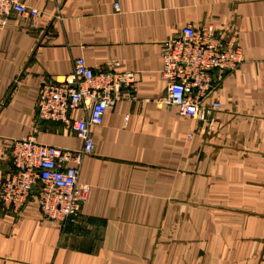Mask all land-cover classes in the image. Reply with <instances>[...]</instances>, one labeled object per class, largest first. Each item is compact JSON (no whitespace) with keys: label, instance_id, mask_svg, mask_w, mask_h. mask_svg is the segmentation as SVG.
Segmentation results:
<instances>
[{"label":"crops","instance_id":"0c3cea01","mask_svg":"<svg viewBox=\"0 0 264 264\" xmlns=\"http://www.w3.org/2000/svg\"><path fill=\"white\" fill-rule=\"evenodd\" d=\"M24 1L40 14L0 15V184L14 140L84 145L38 117L43 83H64L77 58L139 80L92 127L75 220L46 219L39 185L20 210L0 205V264H264V0ZM209 24L237 32L244 61L213 72L205 118L184 116L166 102L161 42Z\"/></svg>","mask_w":264,"mask_h":264},{"label":"built area","instance_id":"2783aa9c","mask_svg":"<svg viewBox=\"0 0 264 264\" xmlns=\"http://www.w3.org/2000/svg\"><path fill=\"white\" fill-rule=\"evenodd\" d=\"M115 11H121L120 0H112ZM12 13L37 17L40 11L24 0H0V15ZM162 79L168 86L166 102L181 115L205 118L204 104L213 90V72L235 71L244 61L235 30L222 31L213 25L196 29L182 27L177 36L161 42ZM113 61L107 71L96 74L84 58H77L74 72L64 83H43L37 98L39 118L62 122L82 139L81 149L70 150L45 144L29 136L14 140L13 172L0 184V205L18 211L33 194L44 217L51 221L75 220L87 199L88 186L79 182V169L85 155L94 151L92 127L103 123L107 109L123 92L137 88L135 72L121 70ZM128 95V94H127ZM221 104L214 102L213 110ZM83 108L87 116L71 118V111Z\"/></svg>","mask_w":264,"mask_h":264}]
</instances>
